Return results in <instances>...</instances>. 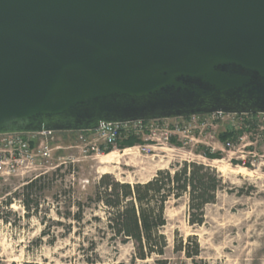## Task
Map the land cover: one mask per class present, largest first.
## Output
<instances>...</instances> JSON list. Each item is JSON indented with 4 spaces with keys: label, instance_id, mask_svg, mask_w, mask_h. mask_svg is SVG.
Listing matches in <instances>:
<instances>
[{
    "label": "water",
    "instance_id": "95a60500",
    "mask_svg": "<svg viewBox=\"0 0 264 264\" xmlns=\"http://www.w3.org/2000/svg\"><path fill=\"white\" fill-rule=\"evenodd\" d=\"M264 113V0H0V134Z\"/></svg>",
    "mask_w": 264,
    "mask_h": 264
},
{
    "label": "rangeland",
    "instance_id": "374dc122",
    "mask_svg": "<svg viewBox=\"0 0 264 264\" xmlns=\"http://www.w3.org/2000/svg\"><path fill=\"white\" fill-rule=\"evenodd\" d=\"M243 120L236 115L225 117L215 129H194L189 136L180 137H167L163 129L152 132L150 124H145L143 129L121 134L114 144L99 139L96 131L55 133L51 144L56 149L42 169L0 177V258L18 264L45 260L55 264H159V259L167 260L166 264H264V121L245 131L230 148L218 137ZM128 133L138 135L141 142L122 148ZM206 148L219 152L221 158L206 157ZM110 153L113 161L105 163ZM184 160L215 167L225 188L206 207L202 225L189 223L186 198L169 202L164 257L133 261L131 244L108 241L102 234V205H85L80 222L66 217L67 212L77 210L75 200L85 202L94 193L105 173L124 182H145L158 170ZM35 178L41 181L33 190L28 212L20 196L23 186ZM35 202L40 204L37 213ZM176 234L185 239L196 236L201 255L193 259L176 251Z\"/></svg>",
    "mask_w": 264,
    "mask_h": 264
},
{
    "label": "trees",
    "instance_id": "16d2710c",
    "mask_svg": "<svg viewBox=\"0 0 264 264\" xmlns=\"http://www.w3.org/2000/svg\"><path fill=\"white\" fill-rule=\"evenodd\" d=\"M251 116V115H250ZM256 116V115H252ZM244 122L238 127L228 128L219 134V140L226 144L228 141L238 142L245 131L256 129L259 126L257 119L250 121L243 115ZM93 131H84L89 133ZM68 133V132H62ZM73 133V132H70ZM141 142L138 135L128 133L121 142V147H132ZM201 148L205 149L204 146ZM204 151V150H203ZM206 148L204 155L208 158H221L219 152H211ZM41 178H35L23 186L21 200L31 210L33 190ZM225 188L223 176L218 170L204 163L184 160L169 169H160L149 180L135 183L116 179L112 174L105 173L99 178L94 193L84 202L77 199L73 206L75 212L69 211L66 217L75 221L84 219V206L91 207L94 203L102 205V234L115 244H131L133 247V261H145L153 256L164 257L168 247V237L164 228L168 224L167 208L170 201H180L186 198L191 225H202L205 222V209L215 203L220 191ZM12 202H7V205ZM36 204V213L40 204ZM59 213V212H58ZM28 216L30 213L27 214ZM100 220L101 218H95ZM45 234V232H44ZM175 249L184 253L188 258L195 259L201 255V245L194 235L185 239L176 234ZM159 264H166L167 260H157ZM0 264L5 263L0 258ZM23 264H55L45 260L26 261ZM60 264H71L69 262Z\"/></svg>",
    "mask_w": 264,
    "mask_h": 264
},
{
    "label": "built area",
    "instance_id": "2783aa9c",
    "mask_svg": "<svg viewBox=\"0 0 264 264\" xmlns=\"http://www.w3.org/2000/svg\"><path fill=\"white\" fill-rule=\"evenodd\" d=\"M247 115L250 121H264V113L258 114H226L213 113L210 115H197L191 117H179L173 119H161L153 121H136L130 123H108L101 125L97 130L98 138L106 144H114L121 134L132 129H143L145 124H150V130L163 129L166 136H182L192 133L194 129L201 132L211 128L215 129L220 120L230 116ZM251 115V116H250ZM256 115V116H252ZM175 121L170 124L168 121ZM163 122L160 126L159 122ZM244 122V120H243ZM57 132L42 131L37 133H12L0 134V177L9 178L19 174H25L42 169L54 154L55 147L51 144V138ZM232 142L225 146L230 148Z\"/></svg>",
    "mask_w": 264,
    "mask_h": 264
},
{
    "label": "bare ground",
    "instance_id": "6f19581e",
    "mask_svg": "<svg viewBox=\"0 0 264 264\" xmlns=\"http://www.w3.org/2000/svg\"><path fill=\"white\" fill-rule=\"evenodd\" d=\"M112 156H114L112 153L108 154V155L105 157L104 162H105V163H110V162H112V161H113V157H112ZM239 173H241V171H239Z\"/></svg>",
    "mask_w": 264,
    "mask_h": 264
}]
</instances>
